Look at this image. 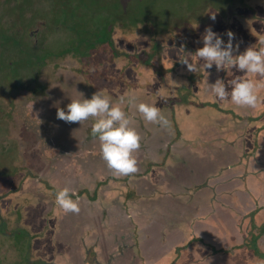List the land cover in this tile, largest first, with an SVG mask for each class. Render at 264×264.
I'll return each mask as SVG.
<instances>
[{
    "label": "flooded vegetation",
    "instance_id": "af4514ba",
    "mask_svg": "<svg viewBox=\"0 0 264 264\" xmlns=\"http://www.w3.org/2000/svg\"><path fill=\"white\" fill-rule=\"evenodd\" d=\"M206 4L199 25L195 22L180 29L173 23L144 19L128 24L130 37L120 31L122 41L113 35L117 28L111 27V61L89 59L85 68L76 49L55 54L41 65L36 88L26 92L18 86L13 90L3 121L12 129L10 135L25 168L19 170L17 186L0 191V219H5L0 234L10 236V232L24 229L37 232V226L39 232H54L55 236L64 231L57 240L63 245L60 252L46 251L52 262L58 258L83 264L85 258L93 264H166V247L174 249L177 261L186 258L177 240L183 236L186 250L198 240L180 223L186 222L185 212L208 209L210 189L204 185L208 182L213 188L217 183L215 176L205 178L203 172L219 174L233 162L226 154L223 164L209 166L204 159L216 155L215 147L199 140L210 138L212 130H201L195 124L213 118L218 98L209 85L217 79L229 81L234 68L217 71L213 65L204 69L199 67L204 62L194 53L203 47L202 36L209 26L216 33L219 27L228 31L234 24L252 29L257 35L249 37L240 52L249 46L259 48V40L264 39V0H232L227 8L211 1ZM212 13L215 21L210 19ZM225 40L227 43V36ZM82 45L81 56L90 53L87 45L73 46L81 49ZM181 45L183 55L192 53L189 58L198 66L196 73L179 63ZM96 91L109 96L113 104H119L121 97L135 96L137 104L159 107L170 121L167 128L147 124L136 108L126 102L121 105L133 117L131 126L141 136V147L134 153L139 171L133 175L117 177L107 167L99 140L91 136L93 119L82 124L57 119L59 108L66 111L72 100L90 99ZM20 94L27 101L19 102ZM180 138L194 141L181 144L176 142ZM119 182L127 189H117ZM64 188L78 199V214L65 213L56 205V193ZM126 191L131 196L124 195ZM26 204L35 214L30 219L33 228L23 215ZM210 247L216 251V245ZM34 253L36 256L37 251Z\"/></svg>",
    "mask_w": 264,
    "mask_h": 264
},
{
    "label": "rangeland",
    "instance_id": "374dc122",
    "mask_svg": "<svg viewBox=\"0 0 264 264\" xmlns=\"http://www.w3.org/2000/svg\"><path fill=\"white\" fill-rule=\"evenodd\" d=\"M14 1L18 4L21 2V0ZM206 1H211L214 6L219 8H227V2L230 3L232 0H32L26 12H37V17L33 24L29 26L30 30L28 33H22L20 37H17L23 44L17 45L13 49L12 47L9 48L8 53L0 59V69H4V71L0 70V191L8 187L17 186L21 174L19 170L22 171L25 168L22 159L18 156L16 142L13 136L10 135L12 129L3 121V117H5L9 107L8 102L13 97V90L18 86H24V90L29 92V89H34L39 85L40 67L45 59L50 61L55 54L60 55V53H67L76 49L79 53V59L81 57L80 62L83 63L85 68L90 63L89 59H97V63H101L99 59L111 61L113 53L108 46L106 35V31L110 33V27L117 28L113 35L114 37L117 36L119 41H122L120 31L125 36L130 37L128 24L141 19L137 13L142 15H146V12L152 13L149 15L150 18L148 20L155 17V21L160 23L167 22V25L173 23L179 25L180 29L190 27L195 22L199 25V18L202 16V12H207L206 7L209 6L208 4L204 6ZM13 6L15 5L12 0H0V28L5 17H7V21L10 20L11 22L13 20L11 18L13 15L10 13L6 14L9 10L4 13L7 7ZM117 13L121 17V23L118 25L112 20ZM218 19L222 20L224 18ZM20 20L23 22V17ZM86 29H94L95 31L88 38L87 43H84L90 49V53L81 56L82 48L85 47L82 45L81 49H79L73 45L82 42L81 37H83L84 31L87 32ZM21 31L20 29L19 32ZM224 32L225 36H223ZM226 32V27L217 29V33L221 35L223 40L226 39ZM255 35L257 34L255 33ZM257 95L260 97L259 92H257ZM17 97L19 102L27 101H23V94L17 95ZM26 98H29V93L26 94ZM224 110L228 116L236 121L242 118V112L229 99L226 101ZM134 156L136 157V155ZM204 160L209 166H216L215 155H209ZM36 163L39 164L38 161ZM203 174L205 178L208 175L215 177L220 175L223 179L230 176L226 169L221 170L219 174L218 172L212 173L205 170ZM206 183L204 186L210 189L209 193H213L214 189L209 186L208 182ZM215 184L218 185V181ZM238 189L242 198L235 195L233 191L220 193L226 195V198L218 194L214 198L211 197L218 214L213 211L211 215L215 214L216 220L215 218H210V220L219 223L217 228H220V224L227 227L229 230L227 232L228 235L232 232L236 243L239 242L236 246L237 255L233 258L229 254L219 253L221 249L228 250L231 247V242H221L216 239L215 242L220 244L215 250L221 255L220 263L218 264H223L227 255L230 256L227 261L231 262V264L233 260L235 264L248 263L249 261H252L253 264H260L264 258L258 251V249L262 250V248L257 245L258 239L255 236V231L257 229L264 236V224L261 225L260 221L261 213L254 210L257 207V202L253 201L252 207L245 204L243 200L244 193L240 188ZM224 199L227 200L225 201ZM23 215L31 223L29 228H33L35 226L34 220L30 221V219L34 218L35 214L28 209L27 204ZM5 216L7 217L6 214ZM4 226L5 219H0V228H4ZM38 229L40 228L37 226V232H29L30 237L33 239L32 243H36L37 238V246L48 245L49 243L56 245L58 243L57 240L64 232H60L62 235L55 236L54 232L42 233ZM23 232H26V230L24 229ZM234 233L238 234L234 236ZM246 235L249 236L247 242V248L250 247L249 251L246 249L245 240L242 241ZM5 236L0 234V247L2 246L0 248V262L4 258L7 259L9 252V243L8 241L6 242ZM6 238L11 241V232L10 236H6ZM32 252L33 255L28 256L31 264L37 262V257L42 258L45 264L48 262H50L49 264L53 263L52 260L48 261L51 255L46 253L45 248L41 247L37 250L36 256L33 250ZM196 253H199V250L193 249L189 251L191 263H193L192 258H195ZM117 258L119 259V257ZM174 259L175 257L171 260L173 261ZM19 260L21 261V258ZM199 260L201 262L205 261L203 264L208 263L203 256L199 257ZM7 262L9 264L14 262V260L10 258ZM179 262L177 261V263Z\"/></svg>",
    "mask_w": 264,
    "mask_h": 264
},
{
    "label": "clouds",
    "instance_id": "9594fccd",
    "mask_svg": "<svg viewBox=\"0 0 264 264\" xmlns=\"http://www.w3.org/2000/svg\"><path fill=\"white\" fill-rule=\"evenodd\" d=\"M210 19L215 21L216 14L212 13ZM227 29V43L220 34L213 31L211 26L205 29L202 36L203 47L198 48L194 53L204 62L199 67L211 69L215 65L217 71L236 68L245 74L264 77V39L259 40V48L249 46L245 51L240 52V48L246 47V41L240 38V43L234 45L237 37L231 28ZM184 52L185 48L181 45L179 63L185 65L189 72L196 73L198 66L189 58L192 53L186 56L183 55ZM229 85H226L223 79H217L209 87L220 101L230 97L231 102L237 106L257 107L259 99L257 92L260 88H264V81L257 82L250 78L237 77L231 80ZM125 102L130 107L136 108L147 124H158L162 128L170 126L169 119L162 114L159 107L143 102L137 104L135 96L121 97L119 104H113L110 97L100 91L94 92L90 99L72 100L67 105L66 111L62 108L57 110V119L67 123L82 124L90 118L94 120L91 136L99 140L102 159L117 177L130 176L139 171L138 161L133 153L141 147V136L131 126L133 117L121 107ZM70 191L69 188L59 190L56 193V205L65 213L78 214L80 211L78 199L74 200ZM261 264H264V261Z\"/></svg>",
    "mask_w": 264,
    "mask_h": 264
},
{
    "label": "crops",
    "instance_id": "0c3cea01",
    "mask_svg": "<svg viewBox=\"0 0 264 264\" xmlns=\"http://www.w3.org/2000/svg\"><path fill=\"white\" fill-rule=\"evenodd\" d=\"M251 38L254 39L253 37ZM247 40L248 39H246V41ZM237 77L250 78L254 81H264V77H260L258 75L248 77L247 74L237 72L236 68H234L231 78H229V81L226 80L225 84L229 85V82L233 79H236ZM230 90L231 88L229 85V91ZM258 92L260 97L258 96L259 99L256 108L240 107L232 103L243 114L242 118L238 121L232 119L225 113L224 108L226 102L220 101L219 99L216 101V104H214L212 109V113L214 115L213 118H211V120H207L209 124L208 122L204 121V119H202L200 122L196 121L195 125L198 126L197 123H199V128H201V130H212V135L210 138L199 140V142L203 145L205 143L209 144L212 142L211 145L215 147L214 151H216V155L213 154L215 155V163L223 164L226 160V154H230L233 157V162L226 164L227 169H225L227 172H229V177L224 179L220 175L215 177L216 182L218 181V185H212L214 192L209 193L207 196V199H210V206L208 209L204 211L199 210L197 213L185 212L184 216H186V222L185 224L180 223V226L184 227L188 231H192L191 234L196 236L195 238L198 240L196 243L194 242V244L191 245L187 250L184 249V247L187 245V241H183V236L177 240L176 245L182 248L184 251V257L188 258V260L183 258V261L179 260L180 262L178 261L179 263H177L174 249L172 247H166V249H168L166 255V264H203L205 261L201 262L199 260V257L201 256L205 258V260L208 262L207 264H218L220 263L221 259V255L219 253L224 252L233 258L237 255L236 246L239 244V242L236 243L232 235L233 233L230 232L228 235L227 232H229V230L227 227H225L223 224H220V228H217V224L219 223L210 220V218H215L216 220L215 214L211 215L213 211L217 212L211 199V197H215L216 194L221 195L220 193H224L225 191H233L235 195H238L239 198H242V195L238 189L240 188V190H242L244 193L243 200L247 206L250 205L252 207V202H257V207L254 210L261 213V225L264 224V88H260ZM124 187L127 189V186H123V188ZM172 196L174 197L175 194ZM237 234L234 233V236ZM255 236H257L258 239L257 245L264 249V236H262V234H260L257 229L255 231ZM248 238L249 236L246 235L242 240H245V243L247 244V251L250 250V247L247 248ZM216 239L220 240L221 242H231V247L227 250L228 252H226L225 249H221L219 253L212 250L210 247L212 245H216V248L219 247L218 245L220 243H216ZM202 241H204V243ZM208 244H210V246ZM81 246L83 248L82 253H85V243H82ZM41 247L45 248L46 251H50L51 253H59L61 248H63V245L61 242L56 245L49 243L48 245L37 246V250H39ZM193 249L199 250V253L195 254V258H192L193 263H191L189 251ZM258 251L264 258V251L259 249ZM229 255H227L226 258L224 257L225 262L223 264H231V262L227 261V258L230 257ZM173 257H175V259L172 261L171 259H173ZM58 260V258H55V263H53L68 264V262L65 260ZM82 261L83 264H93L91 261L86 262L85 258H83ZM262 261H264V259ZM232 264H235L234 260L232 261ZM242 264H253V262L249 261L248 263Z\"/></svg>",
    "mask_w": 264,
    "mask_h": 264
},
{
    "label": "trees",
    "instance_id": "16d2710c",
    "mask_svg": "<svg viewBox=\"0 0 264 264\" xmlns=\"http://www.w3.org/2000/svg\"><path fill=\"white\" fill-rule=\"evenodd\" d=\"M14 5L13 7H7L4 11L8 12L6 14H11L13 15V20L10 22L7 21V17H5L2 21L1 24V28H0V59H2L8 52V49L12 47V49L14 47H16L17 45H21L23 44L20 40L17 39V37H20V35L22 33H28L29 26H31L35 20V18L37 17V12H26L27 7H29L30 3L32 2V0H21L20 4H18L16 1L12 0ZM99 1V0H97ZM21 6V7H20ZM150 14L149 12H146V15H142L141 13H137V15L140 16V20L145 19L148 20L150 18ZM119 14L117 13V15H115L113 17V22H115L117 25L119 23H121V17L118 16ZM23 17V22L20 20V18ZM152 17V15H151ZM136 19V17H135ZM156 18L152 17V19L148 20V21H155ZM138 22V20H135L133 22L136 23ZM159 22V21H156ZM162 24H167V22H162ZM20 29L22 30L21 32ZM231 30L232 32L235 34V37H237L236 41L234 42V45L239 42L240 43V38H242L243 41H246V39H248L249 37H255V33L253 32L252 29H248V28H241L238 27V25H233L231 26ZM87 32H83V37H81V43L80 44H84L87 43L88 38L93 34V31H95L94 29H86ZM106 35H107V43L109 44V46H112V41H111V33L106 31ZM82 36V35H81ZM247 42V41H246ZM241 47V46H240ZM11 66V64H10ZM3 70L4 69H0ZM10 71V68H9ZM22 90H24V86H22ZM26 88V87H25ZM30 90V89H29ZM1 91V89H0ZM177 113V111H176ZM194 140H189V141H184L181 138L178 139L176 142L181 143V144H187V143H191ZM117 189L120 190H124L123 186L121 185V182H119L116 185ZM124 195H130V193L128 191H126V193ZM26 228V227H25ZM4 234V232H3ZM6 242L8 241L9 243V252H8V257L7 259H3L2 262H0V264H7V260L8 259H13L14 262H10L9 264H31V262H29V257H28V252L29 251H37V244L36 243H32L33 239L30 237L28 232H12L11 233V241L7 240V238L5 237ZM2 247V246H1ZM0 247V248H1ZM224 253V252H223ZM1 255V252H0ZM19 255V256H18ZM21 258V261L19 260V258ZM44 260L42 258L37 257V262L33 263V264H45V262H43ZM55 263V262H54ZM53 264V263H52Z\"/></svg>",
    "mask_w": 264,
    "mask_h": 264
},
{
    "label": "water",
    "instance_id": "95a60500",
    "mask_svg": "<svg viewBox=\"0 0 264 264\" xmlns=\"http://www.w3.org/2000/svg\"><path fill=\"white\" fill-rule=\"evenodd\" d=\"M109 30H111V27L109 28Z\"/></svg>",
    "mask_w": 264,
    "mask_h": 264
}]
</instances>
